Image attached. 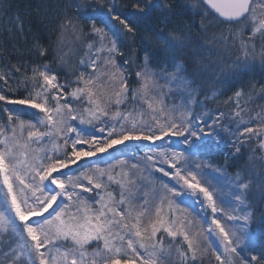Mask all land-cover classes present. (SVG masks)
<instances>
[{"label":"snow or ice","instance_id":"obj_1","mask_svg":"<svg viewBox=\"0 0 264 264\" xmlns=\"http://www.w3.org/2000/svg\"><path fill=\"white\" fill-rule=\"evenodd\" d=\"M35 11L0 66V264H264V0Z\"/></svg>","mask_w":264,"mask_h":264},{"label":"trees","instance_id":"obj_2","mask_svg":"<svg viewBox=\"0 0 264 264\" xmlns=\"http://www.w3.org/2000/svg\"><path fill=\"white\" fill-rule=\"evenodd\" d=\"M64 0H7L8 15L19 14L25 20V32L18 34L15 32L4 31L0 28V66L14 65L17 61H24L28 57V49L31 46L33 35L39 34L50 37L51 33L38 23V16L35 11L37 7L47 11V15L51 17V9ZM70 3L71 0H68ZM4 13L0 12V16ZM2 23V22H0ZM46 24L47 21H44ZM32 29V31H29ZM256 79H260L259 70L257 69Z\"/></svg>","mask_w":264,"mask_h":264}]
</instances>
